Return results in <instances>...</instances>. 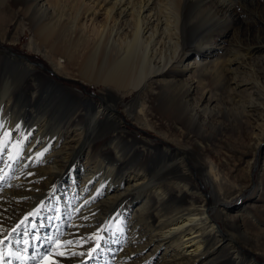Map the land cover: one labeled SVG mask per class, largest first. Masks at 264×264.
Returning a JSON list of instances; mask_svg holds the SVG:
<instances>
[{
  "label": "bare ground",
  "instance_id": "1",
  "mask_svg": "<svg viewBox=\"0 0 264 264\" xmlns=\"http://www.w3.org/2000/svg\"><path fill=\"white\" fill-rule=\"evenodd\" d=\"M238 3L246 11L264 9L258 0ZM234 7L233 0H0V39L9 23L15 24L11 43L29 30V46L57 72L103 86L98 102L75 100L71 92L73 97L48 96L63 88L47 86L27 59L4 51L0 117L14 107L12 114L34 121L23 133L16 117L8 126L0 123V133L10 134L0 135L5 149L0 238L5 215L36 195L35 172L42 175L43 187L51 181L50 190L64 178L60 185L69 194L61 199L58 191L51 195L48 190L34 201L37 208L32 206L22 221L48 196L59 199L52 213L32 214L33 220L43 215L52 221L51 237L31 241L32 233L18 249L0 243V264H73L94 230L86 224L97 220L102 227L101 218L112 209L120 219L107 228L110 233L105 229L104 246L96 253L116 249L111 264H136L150 253L158 256L150 264H256L242 254L238 238L264 252V223L258 222L264 216L257 215L264 214V155L256 158L264 142V14L252 21L255 28L236 25L233 47L221 58L210 50L208 55L192 50L212 43L218 22L234 19ZM192 55L196 58L189 68ZM133 92L128 118L138 126L157 123L159 138L170 146L150 145L116 126L110 101ZM14 139L19 144L15 152L10 146ZM82 153L85 159L78 162ZM72 154L78 156L72 159ZM110 163L120 171L114 172ZM193 173L207 186L212 202L190 185ZM251 183V198L256 195L262 203L251 200L233 213L230 199ZM99 189L102 197L82 208L83 191L94 196ZM70 204L73 218L61 226ZM47 242V255L38 253ZM146 248L143 257L134 252Z\"/></svg>",
  "mask_w": 264,
  "mask_h": 264
},
{
  "label": "rangeland",
  "instance_id": "2",
  "mask_svg": "<svg viewBox=\"0 0 264 264\" xmlns=\"http://www.w3.org/2000/svg\"><path fill=\"white\" fill-rule=\"evenodd\" d=\"M258 1L264 6V0H258ZM233 4L235 5L234 8H236V10L233 8L232 14H233V16L235 15L234 19H235V17H236V19L235 20L230 19V20H228V22L227 21H222V22L219 21L218 22V30L215 32V34L217 33V35H213V38L211 41L212 45L210 44L208 47H206V46H201V47L196 46L195 47L194 46V48L192 49L193 53L208 55L207 52H208V50H210L214 57L221 58L225 54V52H228L233 47L232 45L234 44L233 43L234 32H235V29L237 28L236 25H238V27L240 26V30L243 27L245 28L246 26H250V27L252 26V28H255L256 27V24H255L256 21L255 20L257 18L260 19L261 18L260 15L264 14L263 8H260L258 11L256 10L255 11L256 13H255L254 11H251V10H247V11L243 10L242 7L240 6V4L238 3V0H233ZM254 7L256 8V6H254ZM251 12H253V14ZM98 18H102V17L99 16ZM252 21H255V22H252ZM224 23H225V25H224ZM221 25H222V27H220ZM14 26H15V24L9 23V25H7L8 29H7L6 36L4 37V39H0V59L4 58V56H3L5 54L4 51L10 53L11 56H17V57L25 58L30 62V64L32 66H34L40 70L41 78L44 81H47V83L45 82L47 86H49V87L58 86V87L63 88V90L60 91L61 93L60 92H49L48 96L55 94V95H61L62 97H73L68 93V92H71V93L75 94V97H76L75 100L92 101V102H98L100 100V96H101V93L103 90V86L88 84L86 82H83L77 76H75L73 74H65V73L57 72L53 67L50 66V64H48V62L45 60V58L40 53L33 51L31 49V47L29 46V41H30L29 30L24 29L25 32H23V34L22 33L19 34L18 41H16L15 43H11L12 39L15 38V34H14L15 27ZM195 58H196V55H192L191 57H189L187 59L189 61V68H191V67L193 68L191 63L194 62ZM3 64L5 66H8V65L11 66L12 65L10 62H7V61L6 62L3 61ZM193 75H194L193 73H190V75H189L190 77H188V78L193 77ZM36 79L34 82H36ZM119 97H123V98L120 99ZM135 97H136V93H134V92L130 93V94H119V96L116 97V101H114V98L110 101L112 103V105L115 107L116 112H117V116H118L116 126L122 127L127 136L135 137V138L140 139L142 141L149 140L150 145L156 143V144H159L161 147L168 146L169 144L162 141L158 136L159 128H158L157 123H151V121H148L147 124L138 126L134 122H132L131 119L128 118L127 115H131L129 112V106L131 105L130 103L134 100ZM12 109H14V107H11L10 111H8V115H6L4 113H3L4 115L2 114V118L0 117V123L8 126V123H10L12 120L15 121V119H13V117L14 118L16 117V119L19 120L18 122H16L17 129L19 130L20 133H23V127L27 126L28 124H31L34 120L32 122L28 121L27 116H23L22 118L21 117L19 118V116L17 114L11 113V112H13ZM137 110H138V107H135L134 111L136 112ZM9 118H10V120H9ZM1 130H4V129H0V131ZM8 135H10V134H8ZM8 135H6V136H8ZM3 139H5V137H3ZM28 141L30 142L29 139L22 142L21 147L19 148L21 152H24L25 148L29 144ZM10 146H12V149L15 152L19 147L17 139H14L13 142H10ZM106 147H107V145H106ZM0 149H2V151H0V162H1L4 158V155H5V149L4 148H0ZM42 154L44 155V153H42ZM263 155H264V142H262L261 145L259 146L258 154H257L256 158L261 157ZM76 156H78V155L72 154L71 158L73 159ZM14 159H15V154H11L8 162L11 163L10 167L12 169L14 167V165L12 163ZM84 159H85V154L82 153L81 155H79L77 157L76 160H78V162L79 161L82 162ZM78 162L75 161L74 163L76 164ZM72 164L70 162L69 165H66L65 167H63L52 178V180L54 181L57 178V175L59 173L66 171L68 169V167ZM104 164L108 165L109 163L105 162ZM110 168L112 170H114V172H116V170H117V169H115L116 167L112 163H110ZM119 171L120 170L118 169L117 173ZM74 172L76 175L78 174V171L76 169L74 170ZM252 172H253V169H252ZM254 172H255V170H254ZM254 172L252 174H254ZM101 174L105 177L104 173H101ZM252 174H251V176H252ZM253 176L255 178V175H253ZM77 177H80V175ZM3 180L4 179H0V182ZM32 180H33V184H34L33 187L39 186L38 190L36 191L37 193H36V195H34L32 197V200L28 204H26L21 210H20V208H18L21 204H18L17 207L15 208L16 210L12 214H6V212H2V214H6L4 221H3V225L4 224H7V225L5 226L6 231L4 229L5 233H4V235L2 234L0 240H3L4 245H10V246H12V248H16L17 246L21 245L22 243H28L29 240L44 242V238L46 237V235L51 237V233H49L50 228L48 227V225L52 224V221H50L46 216H43V215H39L36 220H33L32 214L35 212H39L41 210H44L50 214L56 210V206L59 202V199H54L53 197L51 198V195L53 194L54 191L59 192V198H61V199H63L65 196H67L69 194V190L68 191L64 190L63 187L60 185L61 182H63L64 178L61 179V181L58 184H55V186H54V188H52V190H50L51 185H52L51 181L47 182L45 187H43V185H41V183L43 182L41 174L39 176H37V174L35 172L33 174ZM254 183L249 184L246 188L241 190L239 195L230 199L229 207L230 208L232 206L234 207L233 213L239 212L241 210V207L243 208L248 203L252 202L251 200H255L260 204L262 203L261 199H257L256 195H254V197L251 198V196L253 195V194H251V189H253ZM190 185L191 186H197L199 190L201 189L204 194L208 195V201L212 202L213 197L208 192L207 186L203 184V181H202L201 177H199V175H196L195 173L192 174V180H191ZM2 187H3V185L1 184L0 189ZM48 190L52 191L51 195L48 196L47 198H45V200L41 202L42 205L39 207V209H37L36 211H34L30 215H28L27 218L22 221L21 218L33 206L34 201L39 196H41L43 193L47 192ZM103 194H104V191L102 189L97 190V192L94 194V196L88 195L87 193H85V190H84L83 196L81 199V202L84 203L82 205V208L91 206V204L95 203L99 197L100 198L102 197ZM127 204L132 205V203H128V202H127ZM37 206H38V203H36L33 206V209L37 208ZM73 208L74 207L72 206V204H70L67 207V209H64L66 218L63 222L58 221L61 226L62 225L68 226V224L71 222V220L73 218V216H72V209ZM87 210H89V208ZM117 212L118 211L116 209H112V210L108 211L106 214H104L103 217L101 218L102 219L101 220L102 227L100 225L98 226V223L100 221H97V220H94L91 224L85 223L88 226V228H90L88 231H91L92 229H94V230H93V233H89V238L87 240V243L85 244V247L81 251L80 258L78 260H76L73 264L79 263L83 260H85L84 264H111L112 263V261L115 259V257L118 254L116 249L112 253H109L106 251H103L102 253H99V254H96L97 253V251H96L94 253L92 252L90 255H85V253L89 249L95 248L97 244H99V247L104 246L105 240L104 239H98L97 237L101 238L102 234L105 233V229H107L108 227H110L112 225V223H114L115 221L120 219L119 218L120 214ZM257 215L264 216L263 213H258ZM84 220L85 219L82 218V221H84ZM19 221H20V223H19ZM258 222L264 223V218L263 217L258 218ZM109 223H110V225H109ZM21 224H23L24 227H20ZM35 227H37V230L35 229ZM44 228H46V229L44 230ZM107 231H108V229H107ZM9 232H10V234L8 235ZM32 233L35 235L29 239L28 236L31 235ZM70 234L74 235L75 233L71 232ZM77 234L81 235L82 232H80L78 230ZM49 241H50V239L48 240V242ZM238 241H239L238 247L241 250L242 254L251 255V257L254 259V262L256 264H264V252H263V250L254 249L252 247V245H253L252 243L248 242L247 240L244 241L242 238H238ZM48 242L43 247L44 251L39 249L38 253H40L42 255H47L48 251H46V250H47V247L49 246ZM31 243H34V242H31ZM91 246L93 248H91ZM113 247H115V243H113L111 245V248H113ZM16 249H18V248H16ZM148 250L149 249L146 248V249H141V250L134 251V252L137 253L138 255H140L141 257H143V256H145V254L147 253ZM0 254H1V250H0ZM132 255L134 256V254H132ZM157 257H158L157 253H155V254L150 253L146 258L142 259L141 262H138L136 264H146L148 262L150 264L151 261Z\"/></svg>",
  "mask_w": 264,
  "mask_h": 264
},
{
  "label": "snow or ice",
  "instance_id": "3",
  "mask_svg": "<svg viewBox=\"0 0 264 264\" xmlns=\"http://www.w3.org/2000/svg\"><path fill=\"white\" fill-rule=\"evenodd\" d=\"M2 128H3V125L0 124V129H2ZM8 134H9V133H7V132L0 133V135H8ZM0 151H2V149H0ZM0 179H3V177H0ZM97 238H98V239H102V238H99V237H97ZM0 243H3V241L0 240ZM70 243H71V242H70ZM98 250H99V244H97L96 247L92 249V252L94 253V252H96V251H98Z\"/></svg>",
  "mask_w": 264,
  "mask_h": 264
},
{
  "label": "trees",
  "instance_id": "4",
  "mask_svg": "<svg viewBox=\"0 0 264 264\" xmlns=\"http://www.w3.org/2000/svg\"><path fill=\"white\" fill-rule=\"evenodd\" d=\"M20 246V245H19ZM19 246H17V247H19Z\"/></svg>",
  "mask_w": 264,
  "mask_h": 264
}]
</instances>
